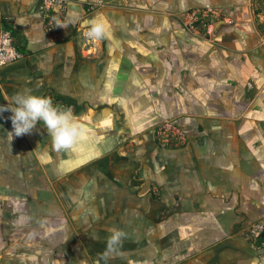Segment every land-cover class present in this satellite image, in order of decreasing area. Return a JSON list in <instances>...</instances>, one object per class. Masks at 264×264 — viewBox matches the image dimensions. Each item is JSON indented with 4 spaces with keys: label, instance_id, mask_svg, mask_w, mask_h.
Segmentation results:
<instances>
[{
    "label": "crops",
    "instance_id": "obj_1",
    "mask_svg": "<svg viewBox=\"0 0 264 264\" xmlns=\"http://www.w3.org/2000/svg\"><path fill=\"white\" fill-rule=\"evenodd\" d=\"M190 1L136 0V7L138 11H144L145 16L144 9H181L189 5ZM38 5L39 0H0V13L8 19V26L25 53V58L0 68V81L5 78L11 87L9 91V83L5 84L6 87L0 83V108H5V104L9 106L11 98L19 92L18 86L13 87L11 84L15 81L19 83V80L26 81V76H19L20 70L27 68L26 61L36 69H57L63 67L65 61L60 56L78 54L74 43L66 42V47L59 44V33L66 29V23L51 19L50 26L54 23L59 29H50L48 26V32L41 18L46 17L45 10H40V15L37 13L36 16ZM68 15L72 21L74 14ZM114 19L106 20L110 29L114 26L106 38L107 43L126 42L132 36L139 35L140 31L142 36L145 34V37L150 38L149 42L156 48V69H162L166 75L150 80V83L147 81L143 86L145 90L140 95L138 115L153 116L151 122L162 118L176 119L181 128L186 130L185 144L180 147L153 146L149 147L151 152L140 153L142 164L139 172L143 191L133 190L131 186L134 183L128 179L103 181V178H97L81 183L76 178L60 184L63 190L62 193L60 190V201L71 204L65 206L68 209L66 218H71L76 226L71 227L74 233L88 227L91 238L96 236L97 240L103 234L109 237L113 228L125 233L120 244L115 246V251L108 255L111 262L104 264H147L150 248L148 240L156 246V255L161 254V258L156 259L157 263L163 261L160 264H165V260L168 264H264V249L253 245L251 238L241 233L243 230L240 226L241 215H246L251 221L258 218L264 220V46H256L258 35H253L252 24L250 21H243L245 23L241 22L235 27L226 24L216 35L200 38L182 28L181 22L170 18L137 17L135 21L125 14L120 19ZM75 23L72 21L71 24ZM208 29L210 32L211 28ZM52 30H55L54 34ZM139 51V57L149 54L145 48ZM115 53L119 57H135L126 45L120 49L114 45L100 60L92 62V82L99 81L98 72L94 69H100L101 63L103 69L106 65L111 66L107 61L109 56L114 58ZM55 58L58 60L54 63ZM63 68L71 67L66 64ZM140 69L145 67L141 66ZM46 80L51 84L50 79ZM127 81L124 78V82ZM127 85L130 92L131 82ZM148 89L151 90L149 98ZM47 90L58 96L51 98L60 106L63 107V100L67 99L74 106H79L66 89L48 85ZM21 91L27 92L25 89ZM149 99L151 102H148ZM78 113L81 115L82 112ZM81 117L77 116L78 119ZM132 118L138 119L133 115ZM37 127L40 129L35 133L36 137L33 136L35 142L31 140L26 144L29 140L27 137V140L16 146L19 153H25L26 148L31 151L33 148L34 153L38 150L44 153L45 148L50 146L48 139L51 137L47 129L39 122ZM88 132L85 129L80 138ZM2 141L0 129V146L3 147L5 143ZM74 147L79 149L81 144L72 146L71 151H61L60 156L65 160L59 159L60 162L53 165L46 160V155L40 159V163L32 161L27 170L35 175L34 187L37 185L36 179L39 180L37 171L44 169L47 179H52V170L58 168L60 163H66ZM23 162H13L17 166H12L13 174L7 177L13 185L16 180L19 185L21 181H24L25 186L30 185V181L26 183L28 172L14 171ZM3 165L0 161L1 172ZM39 165L43 168H39ZM45 179L40 178L43 185L46 184ZM3 181L0 178V185H3ZM48 182L52 183L51 180ZM150 184L155 188L153 194L148 193L147 186ZM123 187L128 189L122 190ZM73 188L79 192H73ZM32 193L35 201V190ZM48 210L51 216L46 219L49 220L51 232L53 220L58 223V218L54 208ZM32 217L43 218L40 214L29 218ZM14 220L17 223L21 221L18 215ZM56 229L53 233L44 232V236L41 235L42 229H35L37 234L29 229L27 234L31 236L11 249L10 263L85 264L82 262L83 245L79 244L76 235L62 231V226ZM57 238L61 240L57 242ZM217 242L221 251L227 253L231 250L228 256L216 259L212 253L207 256L206 253L195 254L198 248L203 249ZM164 250L168 251L166 256L163 255ZM254 253H260V256ZM15 254L18 258H15ZM99 254L95 253L94 257L100 258ZM171 254L173 258H170Z\"/></svg>",
    "mask_w": 264,
    "mask_h": 264
},
{
    "label": "rangeland",
    "instance_id": "obj_2",
    "mask_svg": "<svg viewBox=\"0 0 264 264\" xmlns=\"http://www.w3.org/2000/svg\"><path fill=\"white\" fill-rule=\"evenodd\" d=\"M211 3L214 5H210ZM136 5V0H64L61 7H56L60 10H55V8L50 9L45 11L46 17H41L43 19L44 28L46 29L47 27L48 32L49 28L55 30L59 29V26L54 23L50 26L51 19L66 23L67 30L62 29L61 34L58 32L60 35L59 44L62 43L64 44L63 46L66 47V42L74 43L75 46L77 45L78 54H76V56L75 54L74 56L69 54L67 56H60L65 60L62 63L63 67L68 64L69 68L71 67L70 69H64L62 66L57 69H42L40 67L36 69L26 61L27 68L21 69L19 75L21 76L23 74L26 76V81L21 82L19 80V83L15 81L11 85H13V87L17 85L19 92L25 89V91L31 92L32 94L42 95L44 93L43 96L49 97L52 96H50V92L47 90L48 85L51 87H55L56 85L66 89L68 94L76 100L79 106H74V103L67 99L63 100V107L71 108L76 117L82 116L79 120L89 132L87 135L85 134L84 137L79 138L73 145L75 146L80 143L81 148L78 149L74 147V149H72L73 153L68 154L69 156L66 159V163H60L58 168H56V166L54 167L56 169L52 170V179H47L48 176L44 169H37V177L39 180L36 179L37 185L34 187L33 179L35 175L29 170L26 176L30 175L33 177L30 181V185L25 186L24 181H21V185H19L17 180L16 184L13 185L10 183L12 180L7 178L10 174H13L12 166H17V164H13V162H21L25 156L33 162L40 163V159H44L46 155V160L53 165L56 162H60L59 159L63 157L60 156L61 151L55 150L51 138L48 139L50 140V146L45 148L46 150H44V153H40L41 150L34 153L33 148L32 151L26 148L25 153H19L15 149L16 146L27 140V137H29V140L26 144H29L31 140L34 143L36 140L34 138L36 137L35 133H37V130L40 128L36 125L30 133L19 137L13 134L10 140L8 134L12 132V124L9 118L11 112L6 110L0 113V129L3 133L2 142L5 143L3 147L0 146V161L4 163L2 168L3 171H0V178L4 179L3 185H0V264L7 263V261V264H11L9 261L12 260V255L10 254L11 249L14 245H20L25 242L26 237L31 236L30 233L27 234L29 229L34 232L35 229H42L43 234L41 235L44 236V232L48 234L53 233V231L57 230L56 228L62 226V231L68 232L69 235H72L71 232L74 233L71 227L76 226L73 224V221H71V218H66L68 209L65 206L66 204H71L62 203V201H60V184L63 185L65 181H73V179L76 178L79 179L80 182L83 181V183L95 181L97 178H103V181H105V179L113 181V178L123 181L128 179L134 183V185L131 186L133 190L136 189V192L143 191L144 187L140 184L142 179L139 172L140 165L142 164L140 153L142 151L151 152L149 151V147L152 148L153 146L180 147L185 144L184 139L186 137V130L181 128L176 119L162 118L159 121L156 120V122H151L150 119L153 116H148L147 114L138 115L141 105L140 95L141 93L143 95L145 90L143 86L146 85L147 81L150 83V80L154 81L155 78L166 76L162 69H156L158 53L156 52L155 46L149 42L150 38L145 37V34L142 36L139 31V35L132 36V39L130 38L128 41H123L121 43L116 41L113 43V41H110L111 43L109 44L106 39L102 41L88 39L84 36L88 21L100 18L105 20L108 18L120 19V17H123L125 14L134 18L135 21L137 17L138 19L141 17L170 18L178 23L181 22L182 28L200 38L216 35L226 24L235 27L243 21H250L254 29L252 31L253 35H258L256 46L258 47V44L264 46L262 42L264 41V0H191L189 5L181 9H144L146 11L145 16H143L144 11H138ZM107 9H111V11L108 12ZM198 9H212L214 13L211 12L205 16H194V22L192 26H190V23L187 22V15ZM40 12V9L37 10L36 16L40 15ZM68 13L74 14V19H72V21L74 20L77 23L71 24L72 21ZM208 28H211L210 32H208ZM113 29L114 26H111L110 30ZM55 30H52L53 34ZM47 35L49 36V33ZM114 45L116 49H120L121 46L126 45L130 49L131 55L135 57H119L116 53L114 58L109 56V60L106 61L107 63L110 62L111 66L106 65L108 68L106 69L105 66L103 69V63H101L100 69H94L98 72L97 78L99 81L95 80L92 82L90 80V72L93 71V69H91V67H93L92 62L100 60L107 50L113 49ZM141 48L148 49L149 54H147V57H139V50ZM56 60L58 59L55 58L53 62L55 63ZM140 62H142L143 65L140 64ZM141 66H144L145 69H140ZM167 76L171 77L173 75L167 74ZM124 78L128 80L127 83L131 82L132 89L130 92L129 85L124 82ZM46 79H50L51 84H48L49 81ZM111 81L113 83H111ZM0 83L2 87H6L5 84L9 82H7L5 78H2ZM9 88H11L10 83L8 84V90L11 91ZM150 95L151 90L148 89L147 97L149 98ZM148 102H151V100L149 99ZM53 103L59 105L55 100H53ZM11 106L12 98L9 106L5 104L4 107L10 108ZM77 107H79V110ZM80 111L82 112L81 115H77ZM132 115L133 117L136 116L138 119H133ZM152 121H154V119ZM63 151L62 153H65ZM62 160H65V158ZM39 166V168H43L42 165ZM26 171H23V173ZM42 177L43 179L46 177L44 180L46 184L44 185L43 182L40 181ZM47 180H51L52 183H47ZM151 185L153 184L147 186L149 194L155 192V188ZM123 189H128V187H123L122 190ZM34 190L37 201H33L34 195L32 191ZM62 192L63 190H61V193ZM73 192L79 191L73 188ZM53 208L55 209V216L58 218V223L53 220L50 232V223L49 220L47 221L46 217L51 216V211L48 209ZM46 211L48 214L46 213L44 215ZM36 214L37 216L40 214L43 218L41 220L34 217L29 218L31 215L35 216ZM17 215L21 219L19 223L14 220ZM241 221L240 226L243 230L241 233L244 234V236H249L248 229L255 224L259 223L264 225V220L262 218L251 221L246 215H241ZM249 221L251 222L248 223ZM48 228L49 230L46 231L45 229ZM86 228H80L79 231H76L77 234L74 233L79 240V244L81 243V246L83 245L84 259L82 262L84 261L85 264H104L105 262H111L108 257V235L103 234V236L97 240L95 239L96 236L91 238L92 235L90 234V230L88 227ZM37 233L38 232H35L34 234ZM34 234H32V236ZM61 237L62 235L60 238ZM60 238L59 240L57 238V242L61 240ZM218 241H223V239ZM147 243L149 244L148 247H150L149 257L146 259L147 264H160L163 262H156V259L159 260V258H161V254L156 255V246L150 244L149 240ZM98 251H100V254ZM230 251L228 250L227 253L225 250L221 251L220 244L217 242L203 249L198 248L195 254L204 253L203 255H205L206 253L205 256H207L212 253L214 254L212 256L217 259L219 257L228 256ZM167 252L168 251L164 250L163 255L166 256L165 254ZM95 253L96 255L99 254L101 257H97L98 259L95 258ZM195 254L193 253V256H195ZM254 254L260 256V253ZM15 255V258H18V255ZM170 258H173L172 254ZM164 263L168 264L166 260Z\"/></svg>",
    "mask_w": 264,
    "mask_h": 264
},
{
    "label": "clouds",
    "instance_id": "obj_3",
    "mask_svg": "<svg viewBox=\"0 0 264 264\" xmlns=\"http://www.w3.org/2000/svg\"><path fill=\"white\" fill-rule=\"evenodd\" d=\"M109 35L110 28L106 20L100 18L87 22V30L84 32L86 38L102 41ZM6 110L11 112L9 118L12 132L8 134L10 140L13 134L19 137L30 133L39 122L47 129L55 150L63 151L70 149L85 132L71 108L54 104L49 96L21 91L12 97V106L0 108V113ZM110 231L108 253H113L115 246L120 244L125 233L116 228Z\"/></svg>",
    "mask_w": 264,
    "mask_h": 264
},
{
    "label": "built area",
    "instance_id": "obj_4",
    "mask_svg": "<svg viewBox=\"0 0 264 264\" xmlns=\"http://www.w3.org/2000/svg\"><path fill=\"white\" fill-rule=\"evenodd\" d=\"M64 0H39L38 8L48 11L56 7H61ZM214 13L212 9H198L187 15V22L192 26L194 16H205L209 13ZM25 57V53L21 48L19 40H16L11 28L8 26V21L0 13V68L13 64ZM263 224H255L248 231V235L252 239H256L263 232Z\"/></svg>",
    "mask_w": 264,
    "mask_h": 264
},
{
    "label": "flooded vegetation",
    "instance_id": "obj_5",
    "mask_svg": "<svg viewBox=\"0 0 264 264\" xmlns=\"http://www.w3.org/2000/svg\"><path fill=\"white\" fill-rule=\"evenodd\" d=\"M23 163H21L22 165H20V168L19 169H16V173H19V170H21L22 172L23 171H26L27 169H29L30 168V166L32 165V160H29V158L28 157H25L24 156V159H23ZM26 172H28V170L26 171ZM31 179H33V177L32 176H30V175H28L27 177H26V182L28 183L29 181H31ZM250 229V228H249ZM248 229V230H249ZM250 237V236H249ZM251 238V237H250ZM252 239V238H251Z\"/></svg>",
    "mask_w": 264,
    "mask_h": 264
},
{
    "label": "trees",
    "instance_id": "obj_6",
    "mask_svg": "<svg viewBox=\"0 0 264 264\" xmlns=\"http://www.w3.org/2000/svg\"><path fill=\"white\" fill-rule=\"evenodd\" d=\"M49 92L51 96H55L56 98H58V96L55 95L52 91H49ZM251 241L253 245H255L256 247H260L264 249V229H263V232H261L256 239H251Z\"/></svg>",
    "mask_w": 264,
    "mask_h": 264
}]
</instances>
